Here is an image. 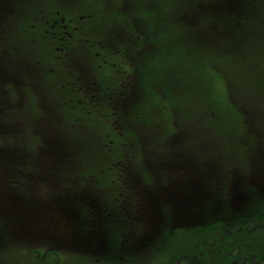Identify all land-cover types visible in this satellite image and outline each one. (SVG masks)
I'll return each mask as SVG.
<instances>
[{"label":"rangeland","instance_id":"374dc122","mask_svg":"<svg viewBox=\"0 0 264 264\" xmlns=\"http://www.w3.org/2000/svg\"><path fill=\"white\" fill-rule=\"evenodd\" d=\"M99 1L100 0L80 1V4H82L80 13L86 11L88 15L96 19L103 15L108 17L112 22L124 18L116 9H109L104 4H100ZM113 1L118 3L121 0ZM130 1L132 10L136 14L139 24L145 31V39L149 42L146 47L145 40H141L138 49L134 47L133 43L130 45L131 49H136V54H138L135 70L143 71L144 73L147 71L150 76L152 84L149 82L146 83L144 85L145 89L143 90L146 98L148 95V102L160 111L163 109L169 110L172 105L175 107H183V103H188L190 109H192L190 106L191 103L192 106L195 105V113L197 115L203 110L207 117L206 120L200 119L201 126L198 128L199 137L210 140L212 147L216 149L218 147L219 152L223 154L222 167L228 170V167L233 165L232 176H236L235 171L237 170H235V167H237L239 172L238 176L242 175L245 178L248 177V169L244 166V163L247 159V153L250 152V150H248L249 143L255 145L256 130L254 125L251 128V132L247 130V118L248 112L251 111L255 105V95H263L262 88L256 83L260 75L256 67L258 61L261 59L260 55L264 54V21L253 26L254 32L251 35L252 42L247 43V40H243L238 48L229 51L226 57L219 58V60H221L219 64L223 67H218L216 73L212 74L204 85L197 80L192 82V90L197 93L193 97L192 95L188 96L190 94L189 88L171 86L172 82H170L168 78L170 76L179 75L183 70L182 68H176V65L172 63L174 57H181L185 63L188 62L186 56V46L188 43L177 44L176 42L181 38L180 34L182 33L184 20H188L189 22L196 21V17H193V14L198 0H158V3L166 7V9L176 10V14L169 11L172 13L170 19L172 21L168 22V24H171V28L164 30L163 33L159 32V23L156 19V14L149 13L145 10L149 0ZM38 2L40 3L38 4V7H40L38 9L44 10L41 16L42 21H44L43 23H40L38 18L32 17V14L24 22L22 15H20L21 17H19L18 22H14L16 14H11L9 17L13 18V24L11 25L5 20L3 23L4 26L0 28L3 33L1 38L4 41V46L10 51H4L5 55L2 56V59L4 63L8 61L7 64L5 63L6 72L12 74L16 80L20 77V81L16 85L18 90H22L28 83V80L36 77L37 72L40 71L36 64H34L36 66H32V61L39 60L43 72H45L44 67L49 64L51 58L55 60L56 63L68 61L64 53L55 51L58 46V41L55 39L59 37L58 35H61L62 38L68 36V33L65 31L67 25H58L57 20L53 19L54 7L49 6L44 0H39ZM262 2H264V0H257V6L262 4ZM187 7H189L187 9L188 12L185 11ZM197 8L199 10V5ZM257 12L258 11H255L254 15H252V21H250V27H248L249 29L252 28L251 23L256 19ZM67 17L69 18V16ZM158 20L163 22L161 14H159ZM60 21L63 22L64 19L60 18ZM207 23L210 26H219L221 24L220 21L215 18H208ZM100 29L102 32H107L110 28L105 26ZM118 29L117 31L125 35L130 33L125 26H119ZM187 31L188 29L185 30V33ZM102 39L103 43H107L110 40L105 38ZM99 40H101V38L98 39L97 42H99ZM255 42L260 45L258 46L259 53H257L256 58L252 61L250 68H245L246 64L252 59L253 48L257 46ZM51 43H54V45H50ZM98 44V50L101 51V43L99 42ZM223 44L224 40L222 37L219 43L214 46L206 44L195 45L189 54V62L192 67H194L193 71L195 72V70L199 68L198 66L201 62L213 64L223 52ZM158 45H160L161 51H156ZM25 58L28 59L27 63L24 61ZM11 59H13V61H11ZM18 59L23 60L21 64H18L19 70L15 67ZM135 61L136 59L133 62H126L120 59L119 66L123 69V66L130 69L129 63L135 64ZM147 61L157 64V66L155 67L149 64L146 68ZM255 61L256 67H254L253 70ZM29 64L31 66H28ZM37 64L39 65L38 61ZM4 65H2V67ZM98 67L100 69H96ZM86 68V64H84L83 69L77 66L74 75L79 76L80 72L84 71ZM96 68L92 69L93 75L100 76V81L95 80L99 84L98 88L96 87L94 89L96 93L93 94V96L96 98L87 105L90 111L87 112V109H85L83 115L74 118V122L66 117V114H74L75 109L65 108L67 105L64 94L55 91L52 98H48V102H45L46 97L55 87V83L53 81L49 82L50 80H48V78L45 84L46 90L35 93L32 92V85H27L24 89L26 93L24 102L18 104L17 107L14 106L5 111L11 119L16 120L13 125L15 123L18 125L8 138L16 143V145L26 149L34 146L35 142L38 140L33 133L36 126L41 125V123H38V120L35 119L38 111H40L43 116H50L49 112L60 116V119H58L59 122L55 118L54 120L56 121L51 120L49 122L47 137L50 136V139H54L59 132H62L63 135L67 133V156H62V158H60V155H55V157H52L50 160L45 158V160L49 161L46 167L48 171L55 170L54 174L58 176L60 184L64 181L63 185L65 187H68L65 185L67 179H64V177L61 178V170L64 169L66 171V169H68V172L72 173V175H78L75 181H78V183L86 189L85 194L90 202L96 201L97 204H100L101 209L98 214L100 217L106 218V213L108 214L110 211L115 213L116 208L125 203L124 196L120 194L118 199L114 198L115 186L120 183V179L122 180L124 168H128L131 163L134 168L137 166L135 163L137 157H133L132 153L126 151L124 145L120 142V138L117 136L118 129L114 128V125L111 124L110 117L106 118L104 115V113L110 112V102L106 104L102 101V96L106 95V91L103 87L109 85L113 88L116 84L115 81L119 80L122 76L120 77L116 69L111 67L105 68L97 64ZM46 70L48 71L46 77L56 74L54 66L50 65ZM261 70L263 71L264 68L261 67ZM149 76L147 78H149ZM226 76L229 78V83L226 85L225 91L222 80H224ZM78 80H80V77L77 81ZM161 82H163L161 85L158 84ZM208 85L211 87L213 96L210 94ZM229 88L230 92L228 96H230V100L228 101L227 93ZM1 93L2 99L5 102H2L0 107L4 108L5 106L13 105L11 101H6L8 97L2 82L0 83V97ZM11 96L14 97L15 95ZM88 98L89 96L83 101H87ZM257 102L264 109V99H258ZM142 106V102L138 100L136 104H134L132 112L141 115ZM145 106L147 107V101ZM118 113H120V111H118ZM98 114L101 115V118ZM146 120H148L147 115ZM196 120L198 122V117H191L192 124H195ZM263 122L264 119H259L257 121L260 126H262ZM141 123L139 124V128H127L128 134L137 141L139 140L138 133L141 130ZM212 135L216 137L212 139ZM5 141L10 142L8 139H2L3 143ZM243 141L247 144L248 149L244 148ZM138 145H140V142H138ZM216 149H213V152H216ZM90 152L93 155H90ZM22 156L24 157V155ZM2 159L6 161L9 160L10 157L8 155H3ZM134 170L135 169H133V171ZM135 171L138 176L142 175V172L138 169ZM7 176L6 173L5 175L3 173L0 174V203L2 205L0 213L4 215L2 217L4 220L11 217V215L16 212L14 207L19 204V209L21 211H18L19 213L27 214L29 212L28 204L31 201L29 200L26 202V198L23 196L24 191L30 195H40V192L44 191V189H39V186H35L37 189L32 191V188L34 190V186L32 187L30 182L24 185H28L24 189H22L20 184L17 185L18 187L16 186L14 188L6 184L7 187L3 188L5 187L4 182L7 181ZM19 177L22 176L19 174ZM25 183L26 182H23L22 185ZM42 187L43 186H41V188ZM69 187H71L70 184ZM67 190L69 189L62 191L65 192ZM12 194L17 195L14 197L16 200L9 198ZM91 206L92 204H85V214L92 210ZM4 220H0V227L6 229ZM1 221H4V223ZM102 223L104 222L102 221ZM260 223H264V221ZM208 235L209 237L206 238L204 236H199L192 239H182V237H179L175 245L171 243L169 251L183 254L184 257L186 256L187 258H184V260L187 264H198L200 258L203 259L204 264H236L234 261L239 256H250L251 252L260 251L264 248V225L256 228L253 232L237 235L235 238L237 244H233L236 246L238 245L239 250L235 251L233 248L234 252L230 253L226 245H217L222 242H220V236L216 232ZM0 239L2 243L0 244V264H75L74 259H58L57 256L50 257V260L47 262L42 259L31 261L29 260V256L27 257V246L14 245L13 239H11L12 242L6 236H2ZM199 242L203 244H207L208 242V244H210V247L204 251L208 262H206L202 254L204 250L202 244H200L202 251L195 255L197 256L196 261H194V263L190 261L193 248L190 250L187 248L190 244L195 243L197 245ZM113 243L117 245L114 240ZM155 258L161 263L165 261V259H162L164 255H158ZM239 260L240 259L237 260V263H239Z\"/></svg>","mask_w":264,"mask_h":264},{"label":"flooded vegetation","instance_id":"af4514ba","mask_svg":"<svg viewBox=\"0 0 264 264\" xmlns=\"http://www.w3.org/2000/svg\"><path fill=\"white\" fill-rule=\"evenodd\" d=\"M127 85V83H126ZM125 86V84H124ZM85 88H88V85H85ZM116 100V99H115ZM253 150L250 152V163L247 167L248 177L238 176V168L235 167L236 176H232V166L228 167V170L221 165V159L216 156L206 154L203 156V159L200 160L196 166L188 167V175L183 179V182L186 184L188 192L186 191L185 204L183 206V211L178 216V221L183 219V214L187 208V204H190V211L188 213V220L200 217H211L213 214L220 213V219H237V218H250L253 214V206H245L250 202L255 201V199L259 198L261 184L264 183V163L260 160H256L254 163V157L260 152L264 151V142L261 139L256 142ZM194 156H192V159ZM206 158V159H205ZM205 159L204 166H201ZM200 164V165H198ZM254 164V165H253ZM202 170L200 171V169ZM139 171L147 174H152V184L144 186L136 181V177L133 174V168L128 167L123 169V178L122 182L116 184L114 198L118 199L119 192L123 186H126L127 195L134 199L133 208L131 206V210H126L125 206L122 207L123 213L127 216L128 219H137L139 217L138 213L144 209L146 205H148L150 201V197L152 195L153 187H155L159 192L160 186L165 184L167 181H158V179L162 178L159 174L162 173H176L178 174L179 170L176 168H150V167H141L138 168ZM176 177L179 178V175ZM241 177V179H240ZM53 184V183H52ZM198 187V191L195 193V188ZM61 188L57 185L51 186L49 188L50 194L47 198L48 201L53 204L58 201H62L63 205L61 207V216H57V219L62 220H70L77 222L78 229V241L76 249L83 250L89 253H97L98 251L106 250L105 247H101L100 239H96L99 232V225L95 222L100 220V223L103 221V226L101 227L105 232L108 231L109 235L111 231L113 232H127L126 224H121L119 221H123L124 218L117 217L118 213L115 210V213L110 211L107 217H100L98 212L101 209L100 204H97L96 201L90 202L86 197L85 190L80 189L79 187H63V189H70L65 192H60ZM197 190V189H196ZM64 195V201L60 198ZM32 200H37L36 197H33ZM245 202L242 207L240 204ZM86 203L92 204V210L85 214L84 206ZM35 208V204H32ZM232 208L231 206H235ZM200 206V207H198ZM197 207L200 210V214L197 212ZM33 208V209H34ZM115 209V207H114ZM56 214L51 213V215ZM32 216L34 214L32 213ZM172 216H175V202L174 207H172ZM158 219H161L158 217ZM109 220V221H107ZM63 222V221H62ZM132 228V227H131ZM135 232L130 233L129 235H133ZM67 232L69 233L68 225ZM66 232V234H67ZM66 251H68L69 241L66 238ZM106 251H110V253L114 252V249H107Z\"/></svg>","mask_w":264,"mask_h":264},{"label":"trees","instance_id":"16d2710c","mask_svg":"<svg viewBox=\"0 0 264 264\" xmlns=\"http://www.w3.org/2000/svg\"><path fill=\"white\" fill-rule=\"evenodd\" d=\"M235 4H236V3H235ZM20 149H21V148H18L17 150L8 149L9 154L13 155V156H9V157H14V158L9 159V163H7V165L12 164V165L15 166L16 169H20L21 172H25L27 169L31 170L30 167H32V158H30V157H27V158L22 157V155H20V154H21V153H24V151H23V150L20 151ZM16 153H18V154L20 155V157L17 156ZM21 157H22L23 159H22V160H19ZM2 160H3V159L0 157V162H1ZM30 161H31V162H30ZM0 164H4V162H1ZM20 170H19V171H20ZM18 174H20V173H17L16 175H18ZM18 180L20 181V179H19L18 176H12V178L10 179V181H16V182H17ZM16 182H12V183H15V184H16ZM261 264H264V261H263V263H261Z\"/></svg>","mask_w":264,"mask_h":264},{"label":"bare ground","instance_id":"6f19581e","mask_svg":"<svg viewBox=\"0 0 264 264\" xmlns=\"http://www.w3.org/2000/svg\"><path fill=\"white\" fill-rule=\"evenodd\" d=\"M263 250L264 248L260 251L251 252L250 256L240 254L242 256H239L234 262H236V264H261L264 261V251ZM238 259H240L239 263H237Z\"/></svg>","mask_w":264,"mask_h":264}]
</instances>
